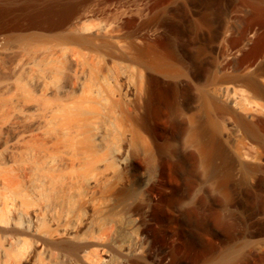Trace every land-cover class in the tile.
I'll return each mask as SVG.
<instances>
[{"label": "bare ground", "instance_id": "bare-ground-1", "mask_svg": "<svg viewBox=\"0 0 264 264\" xmlns=\"http://www.w3.org/2000/svg\"><path fill=\"white\" fill-rule=\"evenodd\" d=\"M58 5L45 26L56 33L25 35V57L6 63L10 40L0 41V264H149L136 254L138 215L168 194L161 140L164 117L180 111L179 67L147 59L149 42L115 46L118 26Z\"/></svg>", "mask_w": 264, "mask_h": 264}, {"label": "rangeland", "instance_id": "rangeland-1", "mask_svg": "<svg viewBox=\"0 0 264 264\" xmlns=\"http://www.w3.org/2000/svg\"><path fill=\"white\" fill-rule=\"evenodd\" d=\"M58 4L91 25L118 26L115 46L151 43L147 59L164 55L180 70V111L163 119L168 194L151 219L148 204L141 209L136 254L149 264H212L234 250L226 264H264V0H0L6 63L25 57V35L56 33L45 26ZM161 79L166 89L171 78Z\"/></svg>", "mask_w": 264, "mask_h": 264}]
</instances>
